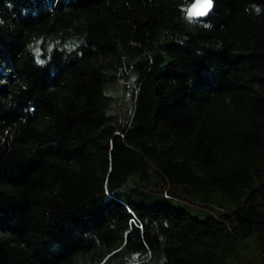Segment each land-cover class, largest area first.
<instances>
[{"label":"trees","instance_id":"1","mask_svg":"<svg viewBox=\"0 0 264 264\" xmlns=\"http://www.w3.org/2000/svg\"><path fill=\"white\" fill-rule=\"evenodd\" d=\"M192 1L0 0V264H264V0Z\"/></svg>","mask_w":264,"mask_h":264},{"label":"rangeland","instance_id":"2","mask_svg":"<svg viewBox=\"0 0 264 264\" xmlns=\"http://www.w3.org/2000/svg\"><path fill=\"white\" fill-rule=\"evenodd\" d=\"M110 76H111L110 74L105 73V82L103 84L104 85V91L106 93H109V95L111 94L112 97H113V102H115V100H117V97H116L117 96V93H115L114 90L112 91V89L110 88L111 86H114L113 84H111L112 82L108 81V79H109ZM211 201L214 204H216V205H222L223 206V203H221L219 200H217L215 198L213 200H211ZM246 246L252 248L253 247L252 241L251 240H248L246 242ZM255 248H256V246H255ZM133 261H135V260H133ZM135 263L136 264H149V263H152V260H150V258L148 257V258H145L144 261H140L139 260V262H136L135 261ZM109 264H123V263H122V261H121V259L119 257H115V258H113V260L110 261Z\"/></svg>","mask_w":264,"mask_h":264},{"label":"snow or ice","instance_id":"3","mask_svg":"<svg viewBox=\"0 0 264 264\" xmlns=\"http://www.w3.org/2000/svg\"><path fill=\"white\" fill-rule=\"evenodd\" d=\"M198 8V11L193 12L192 9H189L188 15L191 18L195 16H206L209 11L213 8V0H198V4L195 6Z\"/></svg>","mask_w":264,"mask_h":264},{"label":"water","instance_id":"4","mask_svg":"<svg viewBox=\"0 0 264 264\" xmlns=\"http://www.w3.org/2000/svg\"><path fill=\"white\" fill-rule=\"evenodd\" d=\"M197 4H198V0H193L189 5H187L186 14L188 17H189V15H188L189 9H192L193 12L198 11V8L195 7ZM213 8H214V5H213ZM213 8L209 11V13L206 16H208L212 12ZM206 16H195V15H193L191 18H203Z\"/></svg>","mask_w":264,"mask_h":264},{"label":"clouds","instance_id":"5","mask_svg":"<svg viewBox=\"0 0 264 264\" xmlns=\"http://www.w3.org/2000/svg\"><path fill=\"white\" fill-rule=\"evenodd\" d=\"M251 7L253 9H255L256 14H260V12H261L260 6L253 4V5H251Z\"/></svg>","mask_w":264,"mask_h":264}]
</instances>
